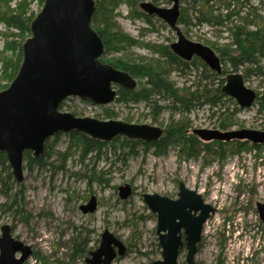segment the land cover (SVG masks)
<instances>
[{"label":"rangeland","instance_id":"374dc122","mask_svg":"<svg viewBox=\"0 0 264 264\" xmlns=\"http://www.w3.org/2000/svg\"><path fill=\"white\" fill-rule=\"evenodd\" d=\"M98 1L111 15L109 34L116 36L120 30L134 40L120 46L116 43L113 49L107 48L105 52L104 44L101 56L105 61L118 64L126 61L133 68L148 64L154 68L162 66L160 63L166 59L165 48L168 46L171 51L169 45L176 41V33L163 19L145 13L139 3L148 1L159 7H169L170 0H121L111 9L105 6L106 0ZM223 1L213 2L215 13L223 15L234 10L242 16L248 9L264 19V0H239L230 2L229 7L224 6ZM42 5V0H0L2 12L16 15L23 9L26 19L35 17ZM179 10V17L188 23L179 25L183 35L214 49L222 69L226 70L225 79L226 74L233 72L228 56L236 53L230 45V28L239 24L237 16L220 25L198 24V5L192 0H180ZM104 24L98 27L106 34L108 30ZM27 36V32L0 20V90L11 82V73L20 57V44L22 51ZM223 50L229 52L221 54ZM187 62L190 65L184 68L181 63L170 66L168 76L177 87H189L194 91L205 85L213 90L223 78L215 75L217 73L196 56ZM247 66L252 71L245 76ZM259 66L262 73L249 64L237 67L236 71L241 73L244 85L257 94L250 107H239L233 98L225 95L215 107L195 104L189 112L171 113L167 108L170 99L154 95L152 98L158 100L163 109L153 120L154 109L145 101L123 103L114 99L107 105H94L72 96L63 101L60 111L79 117L115 119L161 128H166L172 117L187 121L188 132L193 128L264 131V100L260 98L264 94V56L260 57ZM135 80L134 90L148 88L142 75ZM105 108L114 115L107 118ZM226 109L229 114L224 113ZM222 122L226 129L220 128ZM70 133H58L47 139L48 145L46 147L45 143L40 155L44 162L42 167H26L23 160L21 182L14 179L8 163L0 162V226L8 224L14 237L31 246L33 253L26 264H87V253L93 250L92 246H99L100 234L105 229L127 246V253L114 264H154L161 259L156 213L144 203L142 194L157 193L175 198L179 181L200 193L203 200L216 209L203 224L194 264H264V223L256 205L264 203V144L252 146L247 141L237 146L241 140H232L219 146L216 141L199 139L200 151L186 157L178 145L154 154L153 148L134 141L138 139L126 142L123 141L126 137L117 136L120 140L115 137L85 153L79 140L71 138ZM203 143L210 144V151H201ZM124 183L131 185L132 192L120 199L118 186ZM6 189L20 190L16 197L18 206L9 207L12 197L4 194ZM92 195L96 198V208L94 212L83 213L80 207L87 204ZM81 240L82 251L74 254L75 243ZM185 256L186 249L180 248L178 263L185 264Z\"/></svg>","mask_w":264,"mask_h":264},{"label":"water","instance_id":"95a60500","mask_svg":"<svg viewBox=\"0 0 264 264\" xmlns=\"http://www.w3.org/2000/svg\"><path fill=\"white\" fill-rule=\"evenodd\" d=\"M170 2L169 7H159L142 1L139 7L145 13L163 19L175 31L177 39L169 47L176 56L185 61L196 56L220 74L219 56L209 46L185 38L178 24L180 0ZM94 8V0H43L40 11L30 23L31 35L22 43L18 71L9 85L0 90V153L5 154L17 182L23 180L24 152L39 157L44 152L46 140L58 133L75 131L103 142L123 136L147 143L162 135V128L155 125L99 120L60 111L59 105L68 97L85 99L94 105H107L116 97L115 85L126 90H133L136 86L130 73L100 60L104 43L91 27ZM221 91L243 108L250 107L257 97L253 89L244 85L239 72L226 74ZM192 133L202 141L264 143V131L247 128H193ZM131 192L129 183L118 186L120 199L127 198ZM142 197L147 207L156 213L161 259L154 264H179L181 230L185 234L186 264H194L203 224L214 208L205 203L196 190L186 188L182 181L178 183L176 199L157 193H144ZM95 208L93 195L80 207L83 213L94 212ZM257 210L264 223V203H258ZM32 251L30 245L12 235L8 224L0 226V264H24ZM125 252V244L105 229L100 234L98 248L86 261L112 264L116 255L123 256Z\"/></svg>","mask_w":264,"mask_h":264},{"label":"trees","instance_id":"16d2710c","mask_svg":"<svg viewBox=\"0 0 264 264\" xmlns=\"http://www.w3.org/2000/svg\"><path fill=\"white\" fill-rule=\"evenodd\" d=\"M43 1V0H42ZM119 1L121 0H106V7H114ZM194 3L198 5V13L199 15L196 16L198 24L201 23H210V24H217L220 25L226 21H229L231 17L237 16L239 20V24H236L233 26V28H230L231 31V37L232 42L230 43L231 46H234L233 52H236L235 54H230L228 56L229 61L231 62L233 71H237V67L249 64V65H255L254 70L259 71L262 73V69L259 66L260 57L264 56V19L261 17L257 12L252 13L247 9L244 15L238 16V11L230 10L229 12L225 14L215 13L216 8H213V2L216 0H192ZM236 1L239 0H228L223 1V5L229 7L230 2L236 3ZM96 2V4H95ZM98 0L94 1V12L91 17V27L99 34V36L102 38L103 43L105 44V50L107 48L113 49L115 47V44L117 43L118 46L127 43H133L134 40H132L129 36L126 34H123L120 30H117V35L115 36V33L109 34V31L112 28L111 24V15L106 9H103L101 4L99 5ZM209 2H212V4H209ZM102 8V9H101ZM101 9V10H100ZM22 10L19 9L14 14H11V12H2L0 10V20L6 22L9 25H13L21 30V32H27L28 38L31 35L30 32V23L34 16L30 18H25L22 15ZM143 16L148 20V16L146 14H143ZM236 18V19H237ZM104 24L105 29H107V33L102 32L103 28L98 27V24ZM178 23H184L185 20L180 16L178 18ZM108 25V26H107ZM100 28V29H99ZM25 38V39H26ZM24 39V40H25ZM22 40V41H24ZM108 45V47H106ZM229 52L227 50H223L221 54ZM232 52V53H233ZM19 54L20 57L16 63V67L13 68V71L11 73V80L14 78V76L17 73L18 67L21 63L22 59V51H21V44L19 48ZM165 56L166 59L160 63L162 66H157V68H154V66L143 65V66H137L131 67L128 66V64H131L129 62L123 61V63L119 62L120 64L116 62H108L105 61L103 56H100V60L102 62L109 63L113 65L117 69L125 70L128 73L132 75L133 78L136 76L142 75L143 78H145L146 85H148V88H140L138 90H126L121 87H116V101L117 102H123V103H137L139 101H145L152 105L153 110V120L156 119V116L159 114L161 109H163V106L159 105L157 103L158 100H155L152 98L154 95L163 96L164 98L170 99V105H167V108L171 110V113L174 112H189L192 107L195 104H209L210 106L215 107L216 105H219L221 102V98H224L225 95L221 91L222 84L224 83L225 79L224 76L226 73V70L223 68L220 74H215L222 76L223 78L219 79V84L213 89L207 88V86H203L200 90L196 89L194 91H191L189 87H177L174 85V83L169 79V71L171 69L170 66H172L175 63H181V66L187 67L188 64L187 61L182 60L178 56H176L174 53H172L168 46L165 48ZM120 61V60H117ZM132 64H138V63H132ZM203 68L205 69L204 64H201ZM162 71V72H161ZM252 71L251 68L248 66L245 68L244 75L246 76L248 72ZM214 75V76H215ZM213 76V77H214ZM143 83V84H144ZM8 86V85H7ZM6 86V87H7ZM4 87V88H6ZM3 88V89H4ZM264 100V97H260ZM63 106V102L59 105V109H61ZM165 107V106H164ZM226 111V112H225ZM224 113H228V110L226 109ZM107 116V118L113 116L114 114L111 112H107L105 108L104 112ZM229 114V113H228ZM227 114V115H228ZM189 125H187V121L183 119H177L174 120L172 117L169 120V123L166 128H162L163 132L162 135L155 141L147 143L143 142L141 140H134L135 142H142L146 146L153 148L154 154H161L166 151V149L172 145H178L180 146V150L186 157H191L197 155V153L200 151L199 144L201 143L200 140L192 133L188 132L187 128ZM221 129H226V124L223 122L220 124ZM70 137L79 140L83 147V151L87 153L88 151L98 149L101 146L105 144V142L92 139L85 134L78 133V132H71ZM115 140H120L119 137L115 138ZM123 141L126 142H132L130 139L123 138ZM47 142L46 147H47ZM210 143V142H209ZM209 143H203L202 148L204 152L210 151V144ZM216 143L219 146H222L225 142L222 141H216ZM247 141H239L237 146H243L247 144ZM254 146V145H252ZM23 159L26 162V167H30L32 165H37L38 167H42L44 165L42 156L40 157H33L32 154L29 151H25L23 154ZM0 162L7 163V159L5 157L4 153H0ZM10 173H7L6 176L10 177ZM11 190H5L4 194L9 198L12 197L11 204L9 205H19V202H17L16 197L18 196L20 190H17L15 192H12ZM12 231V230H11ZM82 240L76 241L75 246L73 248V252L75 254V251L81 250Z\"/></svg>","mask_w":264,"mask_h":264},{"label":"flooded vegetation","instance_id":"af4514ba","mask_svg":"<svg viewBox=\"0 0 264 264\" xmlns=\"http://www.w3.org/2000/svg\"><path fill=\"white\" fill-rule=\"evenodd\" d=\"M142 2V1H141ZM152 3V2H151ZM140 4V3H139ZM144 142V141H143ZM259 144H264V143H259ZM252 145H254V146H256L257 144H252ZM180 182V181H179ZM178 182V183H179ZM185 185V184H184ZM178 186V185H177ZM186 187V186H185ZM187 188V187H186ZM197 192V191H196ZM198 193V192H197ZM198 194H200V193H198ZM178 197V191H177V194H176V196H175V198H172V199H176ZM201 198H202V196H201ZM203 199V198H202ZM204 201V200H203ZM205 202V201H204ZM205 203H207V202H205ZM258 204V203H257ZM256 204V205H257ZM212 206V205H211ZM213 208H214V212L213 213H215V211H216V209H215V207L214 206H212ZM213 213H211V214H213ZM210 214V215H211ZM209 215V216H210ZM10 230H11V227H10ZM11 233H12V231H11ZM181 234H182V246L180 247V248H185V240H184V237H185V234H184V231L183 230H181ZM116 237V236H115ZM119 239V238H118ZM97 242V241H96ZM126 246V245H125ZM197 246H198V243H197ZM98 248V246L96 245V246H92V248L91 249H93V250H91V251H89L88 253H87V258H90L91 256H90V253L91 252H93V251H95L96 249ZM180 248H179V252H180ZM115 249L117 250V248L115 247ZM186 249V248H185ZM84 252V251H83ZM32 253H33V251H32ZM127 253V246H126V252H125V254ZM124 254V255H125ZM32 255V254H31ZM123 255V256H124ZM179 255V254H178ZM123 256H118V255H116V257L113 259V261L111 262L112 264H114L115 263V261L116 260H119V259H121V257H123ZM87 258L85 259V262L87 263V264H90V263H88L86 260H87ZM104 257L103 256H101V259H103ZM177 258H178V256H177ZM185 258H186V256H185ZM27 261V260H26ZM26 261L24 262V264H26ZM178 262V261H177ZM100 264H104V262L102 261ZM180 264V263H179ZM185 264H186V260H185Z\"/></svg>","mask_w":264,"mask_h":264}]
</instances>
